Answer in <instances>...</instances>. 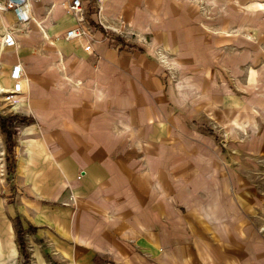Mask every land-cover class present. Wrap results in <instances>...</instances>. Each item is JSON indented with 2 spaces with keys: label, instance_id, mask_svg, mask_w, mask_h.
I'll use <instances>...</instances> for the list:
<instances>
[{
  "label": "crops",
  "instance_id": "obj_1",
  "mask_svg": "<svg viewBox=\"0 0 264 264\" xmlns=\"http://www.w3.org/2000/svg\"><path fill=\"white\" fill-rule=\"evenodd\" d=\"M27 5L26 24L0 14V37L7 27L16 41L0 43L1 89L11 92L12 67L22 68L20 102L0 111L34 120L18 128L13 175L0 132V264H23L16 218L29 264H252L246 215L257 195L245 177L247 160L264 156L255 106L264 95L206 98L200 88L177 98L146 45L119 51L91 29L87 53L64 39L74 20L63 0ZM103 16L108 30L152 35L165 49L184 24L171 0H107ZM249 106L256 115L239 112ZM209 123L228 134L229 150Z\"/></svg>",
  "mask_w": 264,
  "mask_h": 264
},
{
  "label": "rangeland",
  "instance_id": "obj_2",
  "mask_svg": "<svg viewBox=\"0 0 264 264\" xmlns=\"http://www.w3.org/2000/svg\"><path fill=\"white\" fill-rule=\"evenodd\" d=\"M171 1L183 15L184 24L172 26L173 35L177 40L174 39V45L170 49H165L162 41L156 45L151 41L152 35H146L141 39L126 31L119 33L113 28L115 32L109 31L131 43H138L144 47L146 45L150 53L153 50V54L157 55L152 56V59L163 66L160 79L165 88H172L177 98L182 97L181 91H185L189 98H194L197 91L204 88L202 91L207 93L206 98L234 96L236 100H241V97L246 95L251 98L258 97L260 99L253 100L260 101V96L264 95V0ZM101 18L108 27L103 13ZM86 19H90V14L86 15ZM107 27L104 28L108 30L110 27ZM5 28L7 33V27ZM186 32L198 38V41L186 40ZM201 48L204 52L196 56L194 52ZM191 54L195 56H190ZM251 77L261 82L252 84ZM8 95V93L0 94V106L1 103L3 105L7 102L12 103L11 99H6ZM204 101L206 102V99ZM189 105L192 107L191 104ZM255 106L258 107L257 116L264 114L261 112V107L264 106ZM247 108H250L248 112L243 110L239 112H243L246 116L256 115L250 106ZM0 112V117L6 118L3 117L7 116L6 109ZM209 125L219 134L217 142L220 143L217 145L226 151L229 150L228 134L220 126L215 127L212 123ZM17 137L18 135L16 140ZM225 155L220 156L221 163L225 160ZM230 160L231 158L227 163H230ZM247 162L252 165V169L247 172L245 178L257 195L252 196V209L246 215L252 228L250 239L252 249L249 255L252 264H264V247H262L264 246V156L252 158Z\"/></svg>",
  "mask_w": 264,
  "mask_h": 264
},
{
  "label": "built area",
  "instance_id": "obj_3",
  "mask_svg": "<svg viewBox=\"0 0 264 264\" xmlns=\"http://www.w3.org/2000/svg\"><path fill=\"white\" fill-rule=\"evenodd\" d=\"M32 1L37 0H0V14L4 12H13L18 22L26 23L28 21L26 6ZM106 1L107 0H63V7L66 13L74 20V25L65 30L64 39L67 42H76L85 52L92 53L91 28L89 26V20L86 19V15L90 14V18H94L92 21L103 27L104 22L102 21L101 15ZM1 42L4 48H14L16 45L14 33L10 30L7 31V33L2 36ZM10 80L12 82V88L9 97H11L12 103H18L20 102L19 96L22 92V68L19 64L12 67Z\"/></svg>",
  "mask_w": 264,
  "mask_h": 264
},
{
  "label": "trees",
  "instance_id": "obj_4",
  "mask_svg": "<svg viewBox=\"0 0 264 264\" xmlns=\"http://www.w3.org/2000/svg\"><path fill=\"white\" fill-rule=\"evenodd\" d=\"M89 26L92 30L100 31L103 35V40H109L110 44L117 47L119 51L137 50L140 53H145L146 48L138 43H131L129 40L124 39L120 36L114 35L111 31L105 30L100 24L89 20ZM34 123V120L29 118L20 117L17 115H12L6 118L0 117V132L4 135V145H5V165L7 175H13L16 166V156H15V146H16V136L18 135L19 126H27ZM205 131L214 135L213 131L205 128ZM216 141H218L217 136H215ZM14 231L16 240L19 246L20 254L23 258V264H29V254L25 245L24 236L25 231L23 230L19 218L15 219ZM29 232H35L33 227H29Z\"/></svg>",
  "mask_w": 264,
  "mask_h": 264
},
{
  "label": "bare ground",
  "instance_id": "obj_5",
  "mask_svg": "<svg viewBox=\"0 0 264 264\" xmlns=\"http://www.w3.org/2000/svg\"><path fill=\"white\" fill-rule=\"evenodd\" d=\"M28 4H29V3H28ZM27 7L29 8V5H27ZM29 13H30V12H29V10H28V12H27L28 20L30 19V18H29V17H30V14H29ZM21 24H26V23H21ZM5 33H6V32H5ZM5 33H4V34H5ZM0 39H1V37H0ZM0 43H1V46H2V42H0ZM2 47H3V46H2ZM0 50L2 51V48H0ZM1 93H8V94H11V92H10V91L8 92L7 89H1V87H0V94H1ZM8 96H9V95H8ZM10 98H11V97H7L6 99H7V100H10Z\"/></svg>",
  "mask_w": 264,
  "mask_h": 264
}]
</instances>
